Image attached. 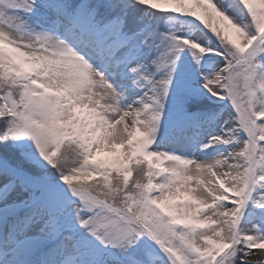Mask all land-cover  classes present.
Here are the masks:
<instances>
[{"label":"snow or ice","instance_id":"snow-or-ice-1","mask_svg":"<svg viewBox=\"0 0 264 264\" xmlns=\"http://www.w3.org/2000/svg\"><path fill=\"white\" fill-rule=\"evenodd\" d=\"M0 264H264V0H0Z\"/></svg>","mask_w":264,"mask_h":264}]
</instances>
